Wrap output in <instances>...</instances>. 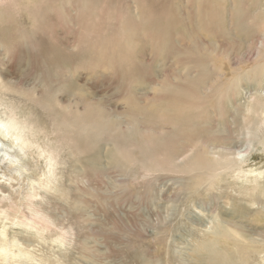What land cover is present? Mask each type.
Instances as JSON below:
<instances>
[{
    "label": "rangeland",
    "instance_id": "1",
    "mask_svg": "<svg viewBox=\"0 0 264 264\" xmlns=\"http://www.w3.org/2000/svg\"><path fill=\"white\" fill-rule=\"evenodd\" d=\"M263 22L264 0H0V117L39 146L60 141L33 211L0 186L12 198L0 230L36 255L8 264H208L210 242L241 264L225 230L253 246L245 264H264ZM66 108L90 131L89 163L65 144ZM198 151L222 162L215 181L193 189L179 168L150 170ZM20 214L42 219L41 234L13 226Z\"/></svg>",
    "mask_w": 264,
    "mask_h": 264
},
{
    "label": "bare ground",
    "instance_id": "2",
    "mask_svg": "<svg viewBox=\"0 0 264 264\" xmlns=\"http://www.w3.org/2000/svg\"><path fill=\"white\" fill-rule=\"evenodd\" d=\"M259 4H260L259 2H256V4L252 5L251 7L254 15L257 12V6ZM260 25H261L260 27L264 29V22L260 23ZM260 67L261 68L259 69V71L254 72V77H257V74L261 76L262 73L260 72L264 71V63ZM218 89H219V92H222V86L217 87L215 91H217ZM216 94L217 93H215L214 95L216 96ZM261 95H263V93H261ZM260 100L262 101L261 98ZM255 107L251 105L250 108L247 109L248 110L247 112L255 111L257 109ZM215 109L216 108H214V110ZM183 112L184 111H182L181 113ZM195 112H197L198 116H200L198 112H201V108L195 109L193 113ZM260 112L262 113V111ZM61 115H62L63 121H65L64 123L66 124L65 126L67 127L69 124L72 127V130L67 132L66 139L64 137L65 144L75 148V154H77L81 158H84L85 163L87 162L89 163L87 153L89 154V151L91 150V147H92V143L90 144V142L92 141H90L89 139V134H90L89 129L78 130L79 126L73 122V116H71L72 111H70L69 109L67 108L64 109L63 114ZM259 115L260 114H258V116ZM206 118H208V115L206 116ZM257 118H258V121H260V118L259 117ZM251 122H253V120L250 121V124ZM260 123L264 124V117L259 122V124ZM24 126L25 125L21 123L20 120L17 119L16 117H11V116L5 117V118L0 117V186L3 185V186H9L13 188L16 184L18 189H20L21 191V193L19 194L20 195L23 194L22 196H25V198H27V201H29L28 203L29 207H27L24 203H22V200L19 203L20 205H18V203H15V206L16 207L19 206V209H22L23 211H27L26 209H31V211H33V208H36L37 205L34 206L36 202L33 201L34 204L31 206L30 200H37V198L39 197V190H43V189L53 190L52 188H53V183H54V179L56 175L55 169L57 167V157L59 156L57 152L60 146V141L58 142V145L56 142L53 146L52 145L39 146L31 139L29 140V137L26 134L27 131L25 130L26 127ZM192 151L193 150H191V152ZM239 153L241 154L242 152L240 151ZM240 154H236V155L237 156L239 155L241 157L242 154L241 155ZM189 155L190 154H188L186 157H188ZM208 156L209 154L206 151H198V152H195L191 157H189L188 161L181 166H176L175 164L172 163V161L168 163L166 161L164 163L155 162L150 167L151 168L150 170L154 169L155 171H160V169H165L166 171H176L177 170L176 168H179L180 173L188 174L189 176H191L189 177L190 179L189 186L195 189L205 184L208 181H215L214 176L217 174V170L222 164V162L215 160V158L208 159ZM121 161L122 160H119V158H116L114 154L112 155V159H111L112 165H115V166L120 165L122 163ZM228 162H226V165L228 164ZM91 165L89 164L88 167L92 168ZM88 167H87V170H89ZM243 167H246V166L243 164ZM228 168L231 169L232 167L231 168L228 167ZM262 168L264 167H260L261 169L260 171L264 173V169ZM257 171H259V168L255 170V172ZM250 172L251 174H254L253 173L254 171L252 172L251 170ZM256 179H255V182H256ZM0 191L2 192V196H0V204L4 200L8 199L9 202L7 203L6 206H4V208L11 207L10 200L12 198L6 197L7 195L6 196L4 195L6 191L3 193L1 188H0ZM19 201L20 200H18V202ZM2 213L6 214L5 211H2ZM21 217H22L21 214L17 215V218H13L11 220L12 222L10 221L11 224L13 226H20V227L24 226L32 230L37 229L41 234L42 219L36 216L31 217L27 214L22 221L20 219ZM6 218H7V214H6ZM8 219L6 221H9ZM38 221H41V223L39 224ZM11 228L12 227L8 226L7 224V225H4L0 230V264H8V262L20 263L22 259L28 262L36 261V255L28 247H25L24 243L21 240L13 236V232ZM66 233L63 232V234H66ZM61 235H62V232H61ZM61 235H59V240L61 237L64 238V236H61ZM219 236H222L228 242L229 241L232 242L233 246L235 247L233 253L228 254V255L229 256L231 255L232 258L237 259V261L240 262L241 264L243 263L245 264L247 260L249 259V253L251 252L253 246L246 245V243L248 242L245 243V241L243 240V237L240 236L239 232L237 231L225 230ZM212 245L213 243L211 242L202 245V248L206 252L211 251L213 254L210 257V263L208 264H213V261L215 262V264H225L228 261H230L229 257H227L226 255L225 256L221 254L215 255V251H212V248H213Z\"/></svg>",
    "mask_w": 264,
    "mask_h": 264
}]
</instances>
